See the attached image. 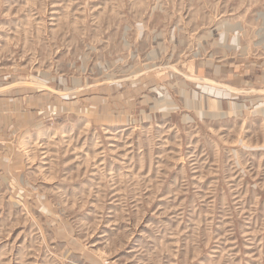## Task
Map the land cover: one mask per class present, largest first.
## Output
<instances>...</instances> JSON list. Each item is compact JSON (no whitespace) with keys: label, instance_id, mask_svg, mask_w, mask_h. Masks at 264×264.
I'll return each mask as SVG.
<instances>
[{"label":"rangeland","instance_id":"374dc122","mask_svg":"<svg viewBox=\"0 0 264 264\" xmlns=\"http://www.w3.org/2000/svg\"><path fill=\"white\" fill-rule=\"evenodd\" d=\"M0 264H264V0H0Z\"/></svg>","mask_w":264,"mask_h":264}]
</instances>
